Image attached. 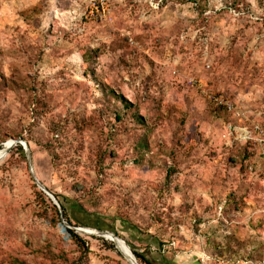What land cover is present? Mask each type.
<instances>
[{"label": "rangeland", "instance_id": "374dc122", "mask_svg": "<svg viewBox=\"0 0 264 264\" xmlns=\"http://www.w3.org/2000/svg\"><path fill=\"white\" fill-rule=\"evenodd\" d=\"M98 230L264 264V0H0V264H130Z\"/></svg>", "mask_w": 264, "mask_h": 264}, {"label": "water", "instance_id": "95a60500", "mask_svg": "<svg viewBox=\"0 0 264 264\" xmlns=\"http://www.w3.org/2000/svg\"><path fill=\"white\" fill-rule=\"evenodd\" d=\"M18 146H21L23 148V150L25 151L26 153V156H27V160H28V164H29V168H30V171L32 173V176L37 184V186L39 187V189L44 192L55 204L56 206H58L59 210H60V215H61V218L63 220L62 224H61V227H62V232L63 233H67V231L70 229L69 227H71L67 222H65V218H64V209L62 208L61 204L59 203L58 199L56 198L55 195H53L43 184L40 183V181L36 178L35 174H34V171H33V167H32V164H33V157H32V153H31V150L29 148V145L28 143L23 139H19V140H13L12 141V145L8 151V153H10L15 147H18ZM79 229V228H78ZM76 229L78 232L79 230ZM112 235L114 236L115 239H118V240H121L116 233L114 232H109V231H103V230H98L97 231V236H101L103 238L106 239L107 235ZM125 242V241H123ZM129 248V251L130 253L127 254V255H124L122 252V254L125 256V258L131 262V260L135 261L136 262V257L132 251V249L128 246ZM129 262V263H130Z\"/></svg>", "mask_w": 264, "mask_h": 264}, {"label": "bare ground", "instance_id": "6f19581e", "mask_svg": "<svg viewBox=\"0 0 264 264\" xmlns=\"http://www.w3.org/2000/svg\"><path fill=\"white\" fill-rule=\"evenodd\" d=\"M11 145L12 144L8 145L7 149H10ZM106 239H109L110 241L114 242L117 246L121 247L124 250V252L126 253V255L130 253L129 248L127 247L126 243L123 242L122 240L115 239L114 236H112V235H107ZM130 264H138V263H137V261L135 262V261L131 260Z\"/></svg>", "mask_w": 264, "mask_h": 264}, {"label": "trees", "instance_id": "16d2710c", "mask_svg": "<svg viewBox=\"0 0 264 264\" xmlns=\"http://www.w3.org/2000/svg\"><path fill=\"white\" fill-rule=\"evenodd\" d=\"M18 151H20L21 154L25 155V151L23 150V148L21 146H18L17 147ZM43 197H44V194L43 193H40ZM69 233L72 235V237H74L75 239L77 238V236L75 235V233L72 231V230H69ZM118 249L121 251V249L118 247ZM135 255L137 256V258H139L140 260H142V262L144 264H152V261L150 259H148L147 257L143 256V255H140V254H136Z\"/></svg>", "mask_w": 264, "mask_h": 264}, {"label": "built area", "instance_id": "2783aa9c", "mask_svg": "<svg viewBox=\"0 0 264 264\" xmlns=\"http://www.w3.org/2000/svg\"><path fill=\"white\" fill-rule=\"evenodd\" d=\"M220 104H222L223 105V102H220ZM227 105V104H226ZM229 108L231 109V106H229Z\"/></svg>", "mask_w": 264, "mask_h": 264}]
</instances>
